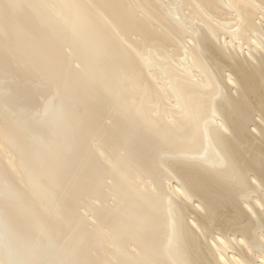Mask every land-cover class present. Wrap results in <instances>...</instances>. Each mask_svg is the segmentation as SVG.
Instances as JSON below:
<instances>
[{"label": "bare ground", "instance_id": "bare-ground-1", "mask_svg": "<svg viewBox=\"0 0 264 264\" xmlns=\"http://www.w3.org/2000/svg\"><path fill=\"white\" fill-rule=\"evenodd\" d=\"M0 264H264V0H0Z\"/></svg>", "mask_w": 264, "mask_h": 264}, {"label": "water", "instance_id": "water-1", "mask_svg": "<svg viewBox=\"0 0 264 264\" xmlns=\"http://www.w3.org/2000/svg\"><path fill=\"white\" fill-rule=\"evenodd\" d=\"M67 70H69L67 67ZM60 70H63L62 68L59 69V66L56 64V65H52L51 67H48L46 69V73L48 74V76L50 77L51 79V82L49 83V85L47 86H44L42 88L43 91H47L48 89L50 88H57L58 84H59V76L61 75L60 74ZM43 72H45V69L43 70Z\"/></svg>", "mask_w": 264, "mask_h": 264}, {"label": "rangeland", "instance_id": "rangeland-1", "mask_svg": "<svg viewBox=\"0 0 264 264\" xmlns=\"http://www.w3.org/2000/svg\"><path fill=\"white\" fill-rule=\"evenodd\" d=\"M90 223H91V221H90Z\"/></svg>", "mask_w": 264, "mask_h": 264}]
</instances>
